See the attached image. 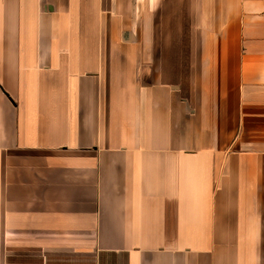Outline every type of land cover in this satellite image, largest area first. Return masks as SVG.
Instances as JSON below:
<instances>
[{
  "label": "crops",
  "instance_id": "1",
  "mask_svg": "<svg viewBox=\"0 0 264 264\" xmlns=\"http://www.w3.org/2000/svg\"><path fill=\"white\" fill-rule=\"evenodd\" d=\"M0 264H264V0H0Z\"/></svg>",
  "mask_w": 264,
  "mask_h": 264
}]
</instances>
